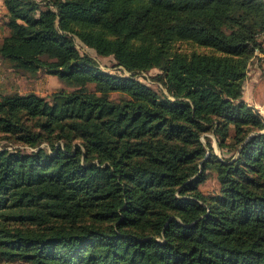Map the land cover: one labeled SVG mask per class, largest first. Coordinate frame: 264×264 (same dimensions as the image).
Here are the masks:
<instances>
[{
	"label": "trees",
	"instance_id": "16d2710c",
	"mask_svg": "<svg viewBox=\"0 0 264 264\" xmlns=\"http://www.w3.org/2000/svg\"><path fill=\"white\" fill-rule=\"evenodd\" d=\"M3 4L0 59L75 88L0 91L1 261L264 264V119L244 98L264 0Z\"/></svg>",
	"mask_w": 264,
	"mask_h": 264
},
{
	"label": "rangeland",
	"instance_id": "374dc122",
	"mask_svg": "<svg viewBox=\"0 0 264 264\" xmlns=\"http://www.w3.org/2000/svg\"><path fill=\"white\" fill-rule=\"evenodd\" d=\"M2 15H6L3 0H0V18ZM6 29L2 19L0 20V40L5 34ZM262 41L264 45V34L262 35ZM78 48L87 54H90L96 59L99 65L112 73L121 72L120 67L116 65L115 58L105 55H100L96 52L95 49L85 46L80 40H76ZM259 57H263L260 51H256ZM261 59V58H260ZM158 73L156 69L151 70L150 72L140 73V78L150 83L154 88H163L162 84L154 79V75ZM128 74V73H127ZM0 91L10 90V89H19L22 92L35 91L41 95H49L50 93L58 89H67L69 91L73 90L75 86H70L66 84L62 79L56 75L47 74L41 71L37 76H25L15 73L8 61L0 59ZM89 89H92V84H87ZM120 94L113 93L112 98L119 99ZM244 98L249 102L257 112L264 119V61L255 59L249 69L248 77L246 80L244 88ZM213 136V135H212ZM214 148L218 155L222 156V151L217 145V141L214 139ZM208 178L201 184V188L205 193L214 194L219 191V180L217 178L215 170L212 168L209 169ZM0 264H29L25 261H1Z\"/></svg>",
	"mask_w": 264,
	"mask_h": 264
},
{
	"label": "crops",
	"instance_id": "0c3cea01",
	"mask_svg": "<svg viewBox=\"0 0 264 264\" xmlns=\"http://www.w3.org/2000/svg\"><path fill=\"white\" fill-rule=\"evenodd\" d=\"M3 17L0 18V20L2 19V22H3V25H4V29H6V32L3 36L7 35L9 33V28L8 26L5 24V21H6V16L5 15H2ZM3 38V37H2ZM1 78V77H0ZM10 90H13V89H10ZM19 90V89H18ZM21 91V90H20Z\"/></svg>",
	"mask_w": 264,
	"mask_h": 264
}]
</instances>
